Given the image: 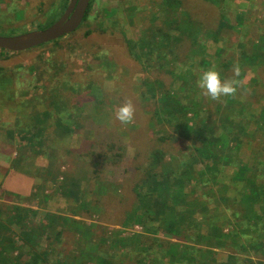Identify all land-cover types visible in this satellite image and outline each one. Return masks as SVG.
I'll return each mask as SVG.
<instances>
[{"label": "trees", "instance_id": "1", "mask_svg": "<svg viewBox=\"0 0 264 264\" xmlns=\"http://www.w3.org/2000/svg\"><path fill=\"white\" fill-rule=\"evenodd\" d=\"M93 1L94 0H91L90 2V6L82 24L87 23L90 17ZM153 1L156 2L155 8H158L160 11H158V13H151L150 15H152L153 21L161 19L162 24L160 25L155 22L152 26L146 28H144L143 24L145 33L141 35L138 40L127 38L126 46L130 54L140 61H143L144 58H150L153 61L152 64H155L154 60L158 58V62H162L163 64L171 63L173 67L177 60L181 61L183 69L178 74L174 72L173 67L168 69L172 76L181 81V85L179 88L174 89L172 87H165L160 79L158 81H151L149 78V80L145 81L152 93L150 97L155 98L156 95L160 93L157 102L161 103V105H158L154 114H146L148 120L150 119L149 125L150 129H152L149 131L146 124V132L149 134L144 132L142 135L140 129L136 131L137 142H135L138 147L135 153L137 163L135 166L136 169L134 168V176L138 177H136L137 180L135 179L134 185L130 184L129 187L132 192L136 187V199L134 202L132 201L136 206L131 210H117L122 217L127 213V216L122 218L123 222L119 220V223L122 226L126 225V227L133 225L141 226L145 224L147 219H150L157 222L158 227L163 229L166 233H170L174 236L176 235L180 240L185 238V235L189 234L188 231L194 226H208L212 231L214 229L223 230L224 226H220L218 225L220 223L215 222L216 218L213 217L210 208V202L216 197V190L214 187H211V185H216L218 189L227 187L226 184L217 181V171H219L218 164H231L238 168V171L234 173L233 177L236 176V178L246 182L250 191L242 194L240 200H232L230 206L232 210L231 224L234 221V227L231 228L230 231L228 229L226 233H221L217 236H213L210 233V235L207 236L208 239L201 234L202 231H199V234H196V239L200 237L201 241L204 242H207L206 239L208 241L218 242L215 237L219 238L218 240L221 245L224 244L225 250L230 246V242L233 241L246 249V251H253L255 253L254 258H247V264H254L255 262L264 264V181L259 182L256 172L250 169L249 163L241 164V160H239L237 156L240 154V141H245L242 135L247 136L246 140L253 137V135L247 131V124L245 121H253L255 112H252L248 108V105L242 102L241 99L228 97L225 107L222 109L223 111L225 109V111L220 115L222 118L221 122H223L226 127H224L222 123L220 125L216 124L217 117L214 119V122H210L208 117L203 118L199 109L200 103L196 100V94L199 91L196 84L197 74L191 69L192 67H196L199 71H202L213 66V61L208 54L210 52H208L206 47L209 39H213L214 42L217 43L228 42L235 34V31L237 34L239 33L241 35L245 27L246 34H244L248 35V32L252 33V28L257 27L258 24L249 22L247 25L246 20L248 17L246 16L244 18L242 15H238L237 26L232 25L230 17L226 14L227 7L223 5L228 0H164L165 7H163L162 4L159 5V0ZM69 2L70 0H63V4L55 9L57 11L60 10L58 13L59 16L65 12ZM191 3L193 4L192 7ZM131 5H136V3H132ZM131 5H129V10ZM147 7L148 2L145 0L140 12L141 15L145 12V8ZM253 7L254 4L251 9L247 11V14L249 11H252ZM160 12H162V18H160ZM244 12L245 10L239 11L240 14ZM261 21L262 23L258 26V33L261 31L262 27H264V18L261 17ZM54 22V18L52 19L49 17L48 25L44 26L38 24L40 25L38 28L44 29ZM26 31H28V29H24V32ZM200 34L203 35L202 39H200ZM259 37L263 38L264 32L261 33ZM58 40H54V44H56ZM250 42L254 48L251 53L244 52L243 49L239 57H226L219 62L220 64H218L217 70L221 73L222 78H226L228 72H231V68L236 64L243 69L240 76L236 78H246L243 67L245 64L252 66L264 62V45L259 44V42L255 40H251ZM230 43L233 44L234 42L231 41ZM228 45L231 44L228 43ZM46 46L47 44H43L38 48H45ZM237 46L244 48L245 41L241 40V38L240 40L238 39ZM218 49L217 51L220 53L222 48ZM0 52L3 55L4 53H10L12 55L20 54V52H13L2 48H0ZM103 55L105 56L106 54L102 53L100 57ZM197 57H199L198 61L195 59ZM108 59L110 58L108 57ZM186 59L192 62L186 65L184 62ZM46 61L48 60L39 58L35 64L28 62L27 65L14 64L13 67L4 66L5 64L0 66V103H2L3 98H5L3 95H6L12 100H15V102L20 101L22 104L19 105L26 109L29 108L28 106L30 105L34 108L37 107L39 110L41 105L46 106L45 110L43 109L41 112L33 114L34 123H29L23 128L18 126L21 123V118L19 117L16 119L17 121L15 123L0 122V134H2L0 138L3 137V140H6L7 146L6 150L2 152L1 148H3V146L0 141V163L3 166L5 165V172L8 174L9 171H13L12 173L14 175L16 173L25 175L32 174L35 177V184L38 187V190L33 188L35 191L33 190L29 196L15 193L18 202H6L5 204L9 212L4 211L0 206V264H84V262L77 257L71 258L68 253H65L64 256H57L56 259L51 261V253L55 252L54 245L50 247L52 243L54 244V233L56 234V239H59L60 235L63 236L65 231L70 230L68 227L72 225L76 236L80 234L85 241L93 240L92 235L95 238L97 233L96 227L99 224L94 221V217H97V213L105 206V199H101L99 194H105V197L108 199V206L105 208L107 210L112 206L117 197V188L114 187L112 183L101 178L100 175L102 176L101 172L103 170L101 171L100 167L94 166L97 160V157H94V150L92 154H89L87 151L83 152L82 150L70 148L66 150L67 153H75L77 159L82 162L81 165L77 166L82 170V174L75 179H72L74 174L70 175L68 174L69 172L67 173L64 170L66 168L64 166L55 169L59 171V175L56 177V184H53V187H50L46 180L41 178L42 176L39 177L40 170L42 171L43 168L36 163L38 156L47 154V151L50 150L49 148L54 145V140L58 139V136L70 133L74 125H76L75 122L70 126L60 117L57 118V121L51 118L53 111L54 113L58 111H61V113L68 112V107L65 106L67 102L64 99H60L58 93H56L58 87H54L52 84L50 86L47 82L45 84L44 96H39L38 94L33 96V91H28L26 87L23 89L18 88V76L20 71L23 73V76L27 71L29 75L32 76L28 85H26L32 88L33 84L36 82L35 73H41V71L46 72V67L44 65ZM14 69L15 71L12 73ZM1 70L13 74L14 83H16L14 87L12 85L13 78L11 76L9 77L7 74H3ZM58 75L59 74L56 75L58 82L64 80V78L59 80ZM62 83L63 81L61 84ZM92 86H94V84L88 86V89H91ZM11 89H14V93ZM71 89L73 91L75 90L72 87ZM19 94L22 98H19ZM184 98L188 101L187 104L183 102ZM47 100H49V104L46 103ZM100 101L103 102L102 99ZM219 105L224 104L221 102ZM6 109L14 112L15 105L5 106L0 104V112ZM27 113L32 114L31 110L28 109ZM248 114L251 115V118H248ZM163 118H165L172 128L175 124L176 127L172 130L169 129L165 131L164 128H161V121ZM148 120H146V123ZM139 122L140 120H135L132 125L137 129L140 125ZM155 125H160V129H154ZM174 131H176V133ZM137 132L140 133V137ZM17 134L21 138L20 143H16L15 141ZM182 138L194 141V144H192L187 151L189 154H187L188 156L185 159L179 158L174 148V143ZM108 139H110V137H108ZM9 145L14 147V150L11 152H8ZM263 149L264 146L258 148L253 147V155L255 156ZM63 151L64 149H61V153H63ZM13 152H15L16 155H14L15 153ZM169 153L172 157L171 160L167 158ZM49 155H51L52 159L58 157L54 155V153L52 154V152ZM122 158V152H114L111 156L112 163H118ZM64 161L61 163H64ZM89 161H91V163ZM138 161L143 162L139 164ZM182 161L185 162L184 165L180 164ZM199 162L204 164V169L201 171L195 168L196 164ZM82 165H90V168L81 167ZM121 170L122 176L125 173V169L122 168ZM141 170L143 172H141ZM207 170H209L208 174ZM89 171L98 179L95 183V178L88 177ZM130 177L132 176L124 177L120 180L121 182L118 181L115 185L123 189L122 186H124L125 182L133 179ZM12 178L13 175L10 177V180ZM49 179L53 182L54 173L52 177L50 175ZM84 179L89 180L90 184L91 182L94 183L93 188L90 190L92 194L96 196H93L90 200H83L80 206L84 207V209H89V211L96 210L94 213L95 216H88L89 219L92 218L94 220L90 219L87 223H84L81 222L80 219L73 217V214L67 215L63 212L59 214L57 212L54 213L52 210H46V213L40 221L35 220L39 211L31 207L35 204L33 201L35 197H38L39 201H41L43 195L52 198L54 197V193H71L76 197L81 196L80 183ZM70 180H73L72 183L67 185L66 182ZM199 180L204 181L202 182ZM139 181L142 182L139 184ZM253 181H256V183L251 187L250 184H252ZM199 184L209 186L205 188L206 191L194 190ZM188 188H191V191H189ZM2 193L10 194L11 192L5 190L2 192L0 190V196H2ZM124 196L125 194L123 197ZM222 197L225 200H229V198H226L224 192L222 193ZM131 199L132 196L128 192L127 200L124 203L127 204L129 202L130 204ZM119 201L121 203V199ZM214 201L216 200L214 199ZM238 204L241 208L235 209V205ZM4 213L7 214L6 218L2 216ZM197 215H200V218H197ZM127 219L129 221L131 220V222L127 221ZM202 220L206 221L207 224L203 225L201 223ZM14 225L22 230L14 229ZM50 228H53L54 232ZM125 232V230H122L118 233L119 235L115 234L118 237L114 241L116 244L122 245L123 247H126L129 243V240L123 235ZM140 234L141 233H138V236ZM230 234L232 235L230 236ZM241 239H244V241H241ZM42 240H45V242L43 243ZM157 244L167 251L165 254H168L170 262L173 264L177 262V259L180 257L184 260L187 258L189 261L192 258L190 248L187 249L184 247L186 248L184 251V248L179 245L178 242H169V244L166 245L165 241L159 240ZM210 248L212 250L209 251L214 250L213 247ZM91 250H94V248H84V251L81 252V257L85 258V254ZM234 254L235 252L231 255L236 264ZM96 259L98 263L107 262L108 264H121L116 261L117 259L115 256L112 259H107L103 255L96 254ZM130 259L131 258L126 259L124 255L122 263L126 264V261ZM154 261L156 262V260Z\"/></svg>", "mask_w": 264, "mask_h": 264}, {"label": "rangeland", "instance_id": "2", "mask_svg": "<svg viewBox=\"0 0 264 264\" xmlns=\"http://www.w3.org/2000/svg\"><path fill=\"white\" fill-rule=\"evenodd\" d=\"M228 1L223 5L227 7L226 14L230 17L232 25H236L238 22L237 16L242 15L244 18L246 16L248 17L246 20L247 25L249 22H252L260 26L262 23L261 17L264 18V0ZM147 2L148 7L145 8V12L141 15L140 12L145 0H94L87 23L82 24L77 30L59 38V40L56 39L58 40L56 44L50 41L45 43L47 44L45 48H38L40 45L35 46L31 48L32 50L28 49L21 51L18 55H12L10 53H4L3 55L0 52V66L4 64V66L10 67H13L14 64L27 65L28 62L35 64L39 58L48 60L44 64L46 72L41 71V73H35L36 82L33 84L32 88L26 86L30 82L29 80L32 76L29 75L28 71L23 76V73L20 71L18 76V88L23 89L26 87L28 91H33V96H35V94L44 96L45 84L47 82L50 86L52 84L54 87H58L56 93H58L60 99H64L67 102L65 106L68 107V110L66 109L68 112L61 113V111H58L54 113L53 111L51 115L52 120L57 121V118L60 117L70 126L76 122V125H74L70 133L62 135L63 137L58 136V139L54 140V145L49 148L50 150L47 151V154L38 156L36 163L43 168L42 171L40 170L39 177L42 176L41 178L46 180L50 187H53V184H56L55 179L59 175V171L55 169L64 166L66 167L64 170L67 173L69 172L68 174L70 175L74 174L72 179H75L82 174V170L77 167L81 165L82 162L77 159L75 153H67L66 150L69 148L82 150L83 152H89V154H92L94 150V157H97L96 165L94 166L100 167L101 171L103 170L101 172L102 176L100 175V177L112 183L114 187L117 188L115 202H113L108 210L105 209L108 206V199L105 197V194H99L101 199H105V206L97 213L96 217L94 215L96 210L89 211V209H84V207L80 206L83 200H90L93 196H96L92 194L90 189L93 188L94 183L98 179L89 171L88 177L95 178L94 183L91 182L90 184L89 180L84 179L80 183L81 196L76 197L71 193H54V197L52 198L43 195L41 201H39L38 197H35L33 199L35 204L31 206L39 210L35 220L40 221L46 213V210H52L54 213L57 212L59 214H62V212L67 215L73 214V217L80 219L81 222L84 223H87L90 219L94 220L92 218L89 219V217L93 215L95 216L94 221L99 223L96 227V236L94 238L92 235L93 240L91 241H85L80 234L76 236L72 225L68 227V229L72 231H65L64 235H60L59 239H56V234L54 233V244L52 243L50 247L54 245L55 252L51 253V261L56 259L57 256H64L65 253H68L71 258L77 257L83 261L84 264H108L107 262L98 263L96 254L103 255L107 259H112L115 256L117 259L116 261L121 264H123L124 255L126 259L131 258L126 261V264H173L170 262L168 254H165L167 251L157 244L159 240H163L166 245H168L169 242H178L183 248H190L192 254L191 260L189 261L187 258L184 260L180 257L174 264H235L231 255L233 252H235L236 264H247V258L255 257L253 251L248 252L233 241L230 242V246L225 250L224 244H220L219 238L215 237L218 242L207 240V236H209L210 233L213 236H217L221 233H226L228 229L230 231L231 228L234 227V221L231 224L232 210L230 206L232 200H240L242 194L250 192L246 182L241 181L236 178V176L233 177L234 173L238 171V168L231 164H218L219 171H217V181L226 184L227 187L218 189L216 185H211V187H214L216 190V197L210 202V208L213 217L216 218L215 222L220 223L218 224L220 226H224L223 230L214 229L212 231L208 226H194L188 231L189 234L185 235L186 243L185 238L180 240L178 236L166 233L163 229L158 227L157 222L150 219H147L145 224L141 226L133 225L126 227V225L122 226L119 223V220L122 221V218L126 217L127 213L122 217L117 210H131L136 206V204L132 203V201L134 202L136 199V187L133 192L129 188L130 184L134 185V181L136 177H138L134 176V168L137 163L135 153L138 147L136 143V131L140 129V133L143 135L147 130L146 124L149 131L152 130L149 125L150 119L148 120L146 114H154L158 105H161V103L157 102L160 93L156 95L155 98L150 97L152 93L145 81L149 80V78L151 81H158L160 79L165 87H172L174 89L179 88L181 85V81L172 76L168 71V69L173 67L171 63L163 64L157 61L158 58H155V64H152L153 61L150 58H144L143 61H140L130 54L126 46L127 38L138 40L139 37L145 33L143 24L144 28L152 26L155 22L160 25L162 24L161 19L153 21L152 15H150L151 13H158V11H160L158 8H155L156 2L153 0H147ZM159 2V5L162 4V6L165 7L164 0H159ZM132 3H136V5H131ZM62 4L63 0H0V34L11 36L23 33L24 29H28V31L41 29L38 27L40 25L47 26L49 17L52 19L54 18L56 22L62 15L59 16L58 13L60 10L57 11L55 9ZM253 4L254 7L252 11H249L247 14V11L251 9ZM129 5H131L130 10ZM192 6L193 4L191 3V7ZM241 10H245V12L240 14L239 11ZM159 14L160 18H162V12ZM258 26L252 28L253 32H248V35H245V27L241 35L239 33L237 34L234 30L235 34L228 42L217 43L214 42L213 39H209L206 47L208 52H210L208 54L213 61L212 65L218 68V64H220L219 62L222 61V59L226 57H239L243 49L244 52L251 53L254 50L250 42L251 40H255L259 42V44L264 45V37H259V35L264 32V27H262L261 31L258 33ZM202 38L203 35L200 34V39ZM240 38L245 41L244 48L237 46L238 39L240 40ZM231 41L234 43H230ZM228 43L231 45H228ZM218 48H222L220 53H218ZM102 53L106 55L100 57ZM108 57L111 60L108 59ZM195 59L198 61L199 57ZM184 62L187 65L192 61L186 59ZM243 67L246 78H237L242 84L235 98L245 102L248 108L252 112H255V116L253 121H245L247 124V131L252 134L253 137L246 140L247 136L242 135L245 141H240V154L237 156L238 159L241 160V164L249 163L250 169L257 174V180L262 182L264 181V149L254 156L253 147L258 148L264 146V62L252 66L245 64ZM182 69L183 65L181 61L177 60L173 67L174 72L178 74ZM191 69L197 74L196 77L198 79L201 71L196 67H192ZM232 69L233 67L230 70L231 72H228L225 79L233 78L234 74ZM240 69L241 71L243 70L241 67ZM14 71L15 69L12 73ZM1 72L13 78L12 85L14 87L16 83H14L13 74L2 70ZM57 74H59V80L64 78L62 84V81L58 82L56 78ZM92 84H94V86L88 89V86ZM71 87L74 88L76 92L75 90L73 91ZM11 91L14 93V89H11ZM3 97L5 98H3L0 104L5 106L15 105V111L13 112L8 109L1 111L0 122L15 123L17 121L16 119L19 117L21 118V123H18L20 128L27 126L29 123H34L33 114L41 112L46 108V106L41 105L39 110L37 107L34 108L30 105L28 106L29 108H27L31 110L32 114H30L27 113L26 108L19 105L22 104L20 101L15 102V100H12L6 95H3ZM19 98H22L20 94ZM126 98H131L136 106L135 120H140V125L137 129L132 124L127 126L122 125L115 119L116 109ZM101 99L103 102L100 101ZM226 99L227 98H222L221 102L224 105H219L221 102H215L209 98L203 97L200 89L196 94V100L200 103L199 109L201 116L203 118L208 117L210 122H214V119L217 117L216 124L220 125L222 123L223 126L224 123L221 122L222 118L220 115L225 111V109L224 111L222 109L225 107ZM48 102L49 100L46 101V103ZM183 102L185 104L188 103L185 98ZM248 118H251L250 114H248ZM146 120H148L147 123ZM161 124V128H164L165 131L169 129L172 130L176 127L175 124L172 128L165 118L162 119ZM154 127L156 130L160 129V125H155ZM174 132L176 133V131ZM137 133L140 137V133ZM146 133L149 134L148 132ZM108 137H110V139H108ZM0 141L3 146L1 151L4 152L7 148L6 140L4 141L3 137H1ZM15 141L16 143H20L21 141L18 134L16 135ZM192 144H194L192 140L184 138L178 139V141L174 143L175 153L179 158L185 159L188 156L187 154H189L187 151ZM61 149H64L63 153H61ZM12 150H14V147L9 145L8 152ZM51 152L58 157L52 159L51 155H49ZM114 152H122L123 154V158L118 163H112L111 156ZM14 155H16V153ZM80 158L84 159L83 157ZM167 158L171 160L172 157L170 153L167 155ZM62 161H64V163H61ZM89 162L91 163V161ZM138 162L141 164L143 161ZM180 164L184 165L185 162L182 161ZM81 167L90 168V165H82ZM4 168L5 165L3 166L0 163V170L2 173L4 172ZM122 168L125 169V173L121 176ZM195 168L201 171L204 169V164L199 162L196 164ZM12 172L13 171H9L8 174L5 172L7 176L2 174V179L0 181V190L2 192H4V190L11 192L10 194L2 193V196H0V203H3L0 204V206L7 212H9V209L5 205L6 202H18L15 193L29 196V194L33 192V188L38 190L35 184V177L32 174L25 175L16 173L10 180V177L13 175ZM141 172L143 171L141 170ZM53 173L54 180L52 179L53 182H51L49 177L50 175L52 177ZM208 173L209 170H207V174ZM126 176H132L130 178L133 179L131 181L128 180V183L125 182L124 186H122L123 189L115 185L116 182ZM26 180H29V185H25ZM72 181L73 180L67 181V185L71 184ZM199 181L203 182L204 180ZM141 182L142 181H139L138 183L140 184ZM255 183L256 181H253L250 186L252 187ZM207 186L209 185L199 184L194 190L206 191L205 188ZM188 190L191 191V188H188ZM122 191L125 194L124 197ZM128 192L132 196L130 204L129 202L127 204L124 203L127 200ZM223 192L229 200H225L222 197ZM120 199L121 203L119 201ZM214 199L216 201H214ZM239 208H241L239 204L235 205V209ZM6 215L7 214L4 213L2 215L3 218H6ZM198 217L200 218V215H197V218ZM127 221L129 220L127 219ZM129 222H131V220ZM201 223L203 225L207 224L204 220H202ZM14 229L20 230L21 228L14 225ZM50 229L53 231V228ZM122 230L126 231L123 235L129 240L126 247L114 242L118 237L115 234L120 233ZM199 231H202L201 234L207 238V242L201 241L200 237L196 239V234L198 235ZM138 233L141 234L138 236ZM231 235L232 234H230V236ZM45 240H42V242L44 243ZM241 241H244V239H241ZM91 247L94 248V250L88 251L85 254V258L81 257V252L84 251V248ZM210 247H213L214 250L209 251L212 250ZM186 248H184V251ZM154 260H156V262ZM254 264L262 263L255 262Z\"/></svg>", "mask_w": 264, "mask_h": 264}, {"label": "water", "instance_id": "3", "mask_svg": "<svg viewBox=\"0 0 264 264\" xmlns=\"http://www.w3.org/2000/svg\"><path fill=\"white\" fill-rule=\"evenodd\" d=\"M90 2L91 0H70L62 16L44 29L11 36L0 34V48L21 52L74 32L82 24Z\"/></svg>", "mask_w": 264, "mask_h": 264}, {"label": "clouds", "instance_id": "4", "mask_svg": "<svg viewBox=\"0 0 264 264\" xmlns=\"http://www.w3.org/2000/svg\"><path fill=\"white\" fill-rule=\"evenodd\" d=\"M233 78L225 79L213 65L200 72L196 81L203 97L215 102H221L222 98H235L242 82L237 79L241 74L238 64L233 65ZM136 106L131 98H126L116 109L115 119L122 125H130L135 122Z\"/></svg>", "mask_w": 264, "mask_h": 264}, {"label": "crops", "instance_id": "5", "mask_svg": "<svg viewBox=\"0 0 264 264\" xmlns=\"http://www.w3.org/2000/svg\"><path fill=\"white\" fill-rule=\"evenodd\" d=\"M4 172L2 173V171L0 170V181H1V179H2V174L5 176L6 175V173H5V169L3 170ZM7 176V175H6ZM13 176H14V174H13ZM18 181V180H17ZM30 184V182H29V180H26L25 181V185H29ZM32 184H33V181H32ZM10 186V185H9ZM13 187V186H12ZM30 191H31V189H30Z\"/></svg>", "mask_w": 264, "mask_h": 264}, {"label": "flooded vegetation", "instance_id": "6", "mask_svg": "<svg viewBox=\"0 0 264 264\" xmlns=\"http://www.w3.org/2000/svg\"><path fill=\"white\" fill-rule=\"evenodd\" d=\"M24 33V32H23ZM70 34V33H69ZM63 37V36H62ZM61 38V37H60ZM59 39V38H58Z\"/></svg>", "mask_w": 264, "mask_h": 264}]
</instances>
